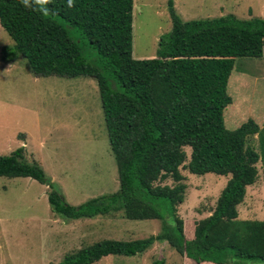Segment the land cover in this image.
Masks as SVG:
<instances>
[{
	"label": "trees",
	"instance_id": "obj_1",
	"mask_svg": "<svg viewBox=\"0 0 264 264\" xmlns=\"http://www.w3.org/2000/svg\"><path fill=\"white\" fill-rule=\"evenodd\" d=\"M30 3L0 0V26L14 41L2 47L0 59L10 63L22 56L35 76L96 80L119 187L77 206L68 204L39 163L25 159L23 146L0 155V176L30 177L46 185L51 211L65 219L120 212L130 220L161 222L157 234L102 239L66 254L58 264L134 256L158 241L196 264L264 263V220L240 219L237 209L258 178V161L264 167V124L249 118L230 130L223 120L232 103L227 84L235 61L263 55L264 17L228 13L184 21L174 0H167L171 30L159 37L154 57L133 58V0H73L72 7L68 0ZM85 44L98 54L95 62L88 60ZM181 166L195 175L229 174L214 209L195 223L190 239L177 213L186 189ZM167 178L175 184H161Z\"/></svg>",
	"mask_w": 264,
	"mask_h": 264
},
{
	"label": "rangeland",
	"instance_id": "obj_2",
	"mask_svg": "<svg viewBox=\"0 0 264 264\" xmlns=\"http://www.w3.org/2000/svg\"><path fill=\"white\" fill-rule=\"evenodd\" d=\"M178 16L186 21L219 17H264V0H174ZM73 32V28H68ZM171 30L167 0H133L132 57L156 55L158 40ZM14 41L0 26L2 47ZM89 61L98 54L88 45ZM1 55V54H0ZM227 92L232 103L223 111L226 128L247 119L264 124V52L259 58L235 61ZM254 144L257 136L254 135ZM24 147L28 162L36 161L64 200L77 206L119 187L116 163L110 150L96 80L93 77L35 76L22 56L10 63L0 59V155ZM189 160L190 148L184 147ZM247 186L238 205L240 219L264 220V174ZM186 185L177 213L186 239L195 223L208 216L228 175L191 174L180 167ZM173 186L167 178L161 182ZM48 187L30 177L0 176V264H58L62 258L102 239L132 240L157 234L158 219L130 220L120 212L94 218L65 219L54 214L47 201ZM196 264L167 242H155L134 256H106L93 264ZM199 264H214L202 262ZM246 264H264L260 261Z\"/></svg>",
	"mask_w": 264,
	"mask_h": 264
},
{
	"label": "clouds",
	"instance_id": "obj_3",
	"mask_svg": "<svg viewBox=\"0 0 264 264\" xmlns=\"http://www.w3.org/2000/svg\"><path fill=\"white\" fill-rule=\"evenodd\" d=\"M34 2L38 5H45L49 3V0H34ZM22 3L25 7H30L31 3L30 0H22ZM73 6V0H68V7H72ZM45 11H47L45 9Z\"/></svg>",
	"mask_w": 264,
	"mask_h": 264
}]
</instances>
